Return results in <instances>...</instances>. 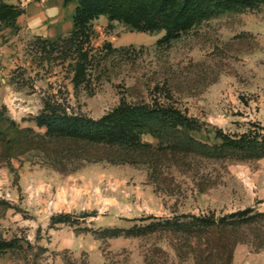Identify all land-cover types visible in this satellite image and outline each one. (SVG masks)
<instances>
[{
    "label": "rangeland",
    "instance_id": "obj_1",
    "mask_svg": "<svg viewBox=\"0 0 264 264\" xmlns=\"http://www.w3.org/2000/svg\"><path fill=\"white\" fill-rule=\"evenodd\" d=\"M8 1L22 12L15 25L0 21V236L12 242L0 264H144L146 255L195 264L173 249L171 235L139 236L136 227L188 213L264 211V157L215 154L179 131L145 132L151 149L131 161H87L73 171L17 142L20 129L45 131L36 116L49 93L95 118L122 98L166 101L198 121L189 133L209 146L221 141L216 129L264 134V2L223 8L165 43L158 42L164 31L101 15L88 80L75 87L70 62L42 59L38 45L39 37L68 35L76 3ZM242 237L232 264H264V241L249 227Z\"/></svg>",
    "mask_w": 264,
    "mask_h": 264
},
{
    "label": "trees",
    "instance_id": "obj_2",
    "mask_svg": "<svg viewBox=\"0 0 264 264\" xmlns=\"http://www.w3.org/2000/svg\"><path fill=\"white\" fill-rule=\"evenodd\" d=\"M68 2L76 3L72 29L66 36L39 37L38 48L42 59L69 61L73 70L71 80L78 87L90 74L94 59L91 46L95 33L93 21L101 15H106L110 21L119 20L137 31H164L158 42L165 43L223 8L254 7L264 0H64V3ZM21 12L15 4L0 0V21L7 19L15 25ZM36 120L45 131L39 133L31 127L20 129L21 137L17 136V142L27 148H37L44 161L62 171H73L87 161H131L139 151L151 149V144L142 139L145 132L162 136L169 131H179L186 142L207 149L212 147L215 154L230 151L246 157H264L263 133L251 131L233 136L216 129L215 136L221 141L209 146L189 133L199 128L196 119L176 105L158 99L131 102L122 98L111 110L95 118L70 109L65 97L49 93ZM13 140L9 137L10 146H13ZM148 218L153 216L143 219ZM246 227L263 242L264 211L246 207L219 216L188 213L152 219L138 225L134 234L171 235L173 249L191 256L195 264H232L236 244L246 241L242 237ZM11 245L10 240L0 236V250ZM158 250L161 251V247ZM111 263L124 262L110 260L105 264ZM67 264L72 263L67 261ZM144 264L165 263L146 255Z\"/></svg>",
    "mask_w": 264,
    "mask_h": 264
},
{
    "label": "crops",
    "instance_id": "obj_3",
    "mask_svg": "<svg viewBox=\"0 0 264 264\" xmlns=\"http://www.w3.org/2000/svg\"><path fill=\"white\" fill-rule=\"evenodd\" d=\"M45 9H46V6H45V8L41 7V8L38 9V13H40V17H42V16H44L46 14L45 13ZM40 17H39V15L33 16L34 19H38V20H39Z\"/></svg>",
    "mask_w": 264,
    "mask_h": 264
}]
</instances>
